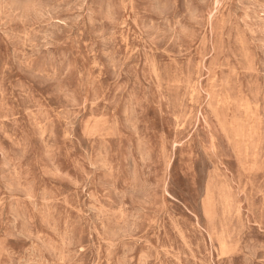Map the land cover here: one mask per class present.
<instances>
[{"label": "rangeland", "instance_id": "1", "mask_svg": "<svg viewBox=\"0 0 264 264\" xmlns=\"http://www.w3.org/2000/svg\"><path fill=\"white\" fill-rule=\"evenodd\" d=\"M0 264H264V0H0Z\"/></svg>", "mask_w": 264, "mask_h": 264}, {"label": "bare ground", "instance_id": "2", "mask_svg": "<svg viewBox=\"0 0 264 264\" xmlns=\"http://www.w3.org/2000/svg\"><path fill=\"white\" fill-rule=\"evenodd\" d=\"M153 70V69H152ZM192 88V87H191ZM197 92V91H196ZM227 96H228V94H227ZM185 97V96H184ZM218 100V99H217ZM220 102V101H219ZM222 112V111H221ZM237 122V121H236ZM240 134V133H239Z\"/></svg>", "mask_w": 264, "mask_h": 264}]
</instances>
